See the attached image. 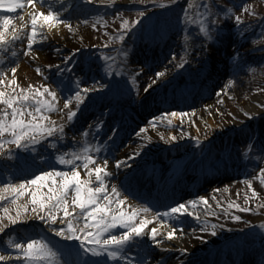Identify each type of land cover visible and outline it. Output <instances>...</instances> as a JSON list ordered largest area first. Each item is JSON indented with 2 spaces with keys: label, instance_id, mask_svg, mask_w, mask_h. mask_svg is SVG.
Instances as JSON below:
<instances>
[{
  "label": "rangeland",
  "instance_id": "1",
  "mask_svg": "<svg viewBox=\"0 0 264 264\" xmlns=\"http://www.w3.org/2000/svg\"><path fill=\"white\" fill-rule=\"evenodd\" d=\"M99 1L77 0L75 5L78 6V10L69 12L70 14L63 18L66 25H71V29L67 30L64 39L69 42H66L69 46L67 45L64 50L69 51L71 55L76 49H80L72 62L73 64L76 58L79 57L80 61L84 59L90 60L91 67L96 69V64L102 61L105 55L113 57L107 68H104L106 63H100L101 69L96 72L100 75L98 81H96V85L104 84L109 87L89 93L88 98L85 99L80 109L85 103L92 100V95H96L97 101L107 98L106 96L111 91L116 96L126 97L128 101L126 106L132 111L131 118L134 119L141 115L136 114V111L145 110L138 107L137 104L140 100L145 101L144 106L146 108L152 105V108L157 110L159 106L156 105L154 108V103L158 97L163 96L169 90L171 96L178 95L183 99V101L178 102H183L184 104L186 101V104L180 108L170 109L168 112H185L187 115L183 118L176 116L157 120L155 121L156 127H153L149 123L152 118L149 115H145L143 117L144 121L138 127L146 128L147 131L141 133V136L139 135L132 139L130 143L133 145L132 147L127 145V140H124L122 143L118 142L122 133V125L115 116L109 117L105 125L107 127L106 131H103V128L97 127L102 122L101 116L96 119L94 118L87 134L81 136L74 146L66 145L57 136L46 137L34 144H29L25 148H17L15 145H10L11 156L7 154V150L0 153V183L18 182L19 180H15V177L10 181H3L9 177L5 173L9 167L11 168L12 164L19 163L23 165L27 160L38 163L35 164L37 168L42 167L36 171V174L40 171H48L53 167L59 171L70 170V166L64 167V165L59 164L55 157L60 153H79L80 149L87 145L100 149L99 152L94 153L99 157L96 162L103 164L104 159H107V168L109 170V163L112 162L109 159L112 154L111 156L109 153L106 155V151L109 146L111 149L113 142L116 150H125L127 148V151H139L149 156L151 160L154 158L149 162V166L147 165L146 169L142 168L141 174H145L149 170L148 167L157 165L165 167L168 165V167L171 166L174 176H178L184 171H188L189 174L193 175H202L203 185L206 184L204 181L210 175L211 177L216 175L225 176L219 179L210 177L211 183H216L215 189L219 191H214L215 189H213L212 192L215 195L209 196V206L211 209H208L210 214L205 217L204 221L205 225H217L219 226L217 229H221L222 231L226 228L227 230L225 232L217 230L216 235H212L208 231L206 248L200 250L198 255L202 257L203 264H208L212 259L218 260L224 256L232 257L234 260L245 256L241 246L238 244L239 240H235L237 238L235 233L241 230V227H224L216 220L218 218L226 219V217L218 214L220 211L228 214L234 213L233 210L228 208L230 203L233 205L236 203L240 205L241 203L243 205L250 204L251 206L259 203L262 206L261 208L264 207V181L259 176V168L264 167V152L258 150L264 144V106H262L264 105V0H243V3H241V0H213V11L216 10V6L224 9L226 6L232 4L237 5L232 16L240 14L244 20V25H236L234 18L225 21L221 16L219 17L222 25L220 31L215 32L214 29L211 40L195 35L197 32L196 26L188 25L189 35L195 37L190 41L185 40L183 32L185 25L178 22V17L181 15L182 8L186 3L190 2L193 5V10H195L201 3V0H179L177 4L168 7L169 10H172L173 15H170V12L164 22L163 28L168 36L163 43L156 41L157 31L151 35L147 32L146 27L155 26L156 18L154 16L162 12L164 8L154 7L152 3L142 4L140 0H114L115 6H113L112 0L107 1L104 5H96ZM49 4L54 6L52 8L59 12L68 9V6L62 4L59 0L48 2ZM245 4L248 7L247 12L241 10ZM27 6L28 4H23L21 8L25 7L26 9ZM19 8L11 11L6 10V8L0 9V15H9L11 18H14L15 14L22 11L20 10L19 12ZM138 10H144L148 15L142 18L139 25L134 26L131 31H128L130 35L128 37L125 35L124 42H121L119 36L124 32L122 21L124 19H128L129 22L134 21ZM110 13L111 15L108 17L102 15ZM175 13H179L177 19L174 17ZM151 17L153 18L151 19ZM81 18L88 20L89 23L78 21ZM86 24L89 25V28L86 27ZM26 25L30 26L29 23ZM10 28L11 24L9 25ZM140 28L146 31L139 32ZM17 30L26 33V27L23 29L18 27ZM26 40L27 37L21 38L19 36L18 39L0 47V65H3L0 70H3L4 66L11 67L17 63H21L27 71L31 72L26 78L18 81L24 88H27L29 84L38 87L44 83H48L50 87L55 88L57 77L62 76L65 78L67 76L68 78H72L71 75H74L75 71L61 72L60 69L55 67V65H60L57 63L64 64L61 66L64 67L66 60L56 61L54 59L45 63L42 57L37 56V53L43 50L42 46L37 47L33 44L32 50L25 55L23 49L27 47ZM157 43H162V45L167 44L168 47L158 50L159 44ZM237 53L239 56H237ZM173 54L175 55V59H173ZM197 54L204 55L209 66L213 67L217 65L218 73L214 74L211 78L214 80L212 86L216 88V91L213 94H209L205 99L201 98L199 104L189 105V98L204 95L199 91L198 86H202L208 81V78L201 79L199 77L200 70L196 69V65L199 63L195 65L192 60V56H196ZM185 57H187L189 63L184 68H180L179 64L184 61ZM152 58H158L156 69H153L154 64L145 65L147 60ZM160 59L163 60L160 61ZM50 64L53 65L51 69L48 67ZM37 67L40 68L39 73L36 71ZM68 67H71V64ZM143 67H146L147 70H145L146 72H144V69L142 70L144 78L140 81L142 75L141 73L138 74L136 70ZM253 68L256 70L252 71ZM164 69H167L166 77L160 78L150 89L148 86L151 84V80L155 79V72L163 71ZM100 79L105 80L101 81ZM196 79L199 80V83ZM5 87L7 86L5 85ZM146 88L149 90L145 92ZM129 91H132V94ZM218 91L219 95L217 94ZM139 93L145 94V97H134ZM68 94L67 88H64L63 91L57 88L58 98L54 101V104L63 111H50L47 113L56 124H64V135L71 131V122L67 121L68 109L64 107L63 103L64 98ZM71 95H74V92ZM251 103L259 109L254 119H248L250 115H245V113L249 112L247 105ZM76 104L77 102L72 100L69 107L75 108ZM3 108H5V105L0 104V109ZM196 110H201V116L204 117L206 126L197 127L194 124V119L200 116L193 113ZM153 114L155 117H160L161 111H158V113L154 112ZM169 119H171V123H169ZM236 124L237 126L234 131L230 132L226 129L227 126ZM95 132L96 145L94 140ZM222 132H225L224 136H222ZM214 133H218L219 137H214L216 135ZM173 134L177 135L179 139L171 141L170 138ZM198 136L202 142L200 144L196 142V137ZM148 137H151V139L149 140ZM164 141L171 143L170 148L161 153L151 151L153 143L156 144ZM250 143L255 145V148L252 150H249L247 147ZM58 145L65 147L62 149ZM212 170L215 171V174H212ZM133 175H136V173L133 172ZM92 179L95 183L94 174ZM23 180H28V178H24ZM247 180H252V186L259 195L253 197L252 191L246 182ZM108 182L106 185L108 191H111V187H109L111 184H116L120 192L128 198L127 200L132 201L135 199L126 192V184H122L121 182L115 183L113 177ZM44 184H51V181L45 180L28 186V192L16 196V203L25 204L31 210L33 205L28 199L31 188H40L43 192H47V187H43ZM3 190L0 189L1 195L4 197V199L0 200V209H7L12 215H15L16 205L13 204L12 200V196L15 194L7 192L8 190L2 194ZM137 201L139 205L146 207L155 208L157 206L156 203L148 205L147 202L141 199ZM258 208L260 209V207ZM202 210L204 208L201 204H198L195 211L200 212ZM212 213L216 214L213 215ZM21 214L26 218L18 221L16 224H11L3 213H0V220L7 225L4 231L0 232V250L10 247L8 244L9 240L12 242H26L27 238H43L45 240L51 236L55 237L52 239L58 238L51 231V228L38 218L36 212L29 211L27 213L22 212ZM28 215H32V217L28 218ZM250 217L249 221L253 224L264 223V211L257 212L252 210ZM28 223H32L31 228L25 230ZM53 223L56 226H60L59 217ZM43 225L46 227H43ZM121 228V226H117L110 231ZM17 229L19 231H16ZM19 233L23 234L20 238L19 236L21 235ZM261 233H263V230H260L259 234L254 235L255 238L252 237L249 241L253 242L256 238H260ZM60 238H62V242L63 240H67L59 237V241H61ZM262 241L258 242L248 253H257L264 257V240ZM68 244L75 247L79 244V241L68 240ZM55 249L62 253L59 247L56 248L55 246ZM172 263H175V261Z\"/></svg>",
  "mask_w": 264,
  "mask_h": 264
},
{
  "label": "snow or ice",
  "instance_id": "2",
  "mask_svg": "<svg viewBox=\"0 0 264 264\" xmlns=\"http://www.w3.org/2000/svg\"><path fill=\"white\" fill-rule=\"evenodd\" d=\"M89 2H92V0H89ZM106 2L107 0H100L102 4ZM140 2L142 4L152 3L154 7L168 8L171 5L177 4L179 0H140ZM36 3H40L41 8H36ZM112 3L115 6L114 0H112ZM241 3H243V0H241ZM23 4L31 5L35 9V11L29 12L30 27L26 33L27 47L23 49L24 54L27 55L32 50L37 35L42 33L45 26L51 30L57 24L63 23V20L58 10H54L51 5H46V0H0V9L7 8L14 10ZM44 7H47L48 10H42ZM213 7V0H201V3L195 10H193V5L190 2L185 4L181 15L178 17V22L185 25L183 32L186 41L195 38L193 35H189L188 25L196 26L197 32L195 35L202 36L208 40L213 38L214 29L215 32L220 31L222 25L219 17L221 16L225 21L234 18L236 25H244V20L240 14L232 16L237 5L232 4L226 6L224 9L216 6L215 11H213ZM241 10L247 12V5L245 4ZM147 15L146 11L138 10L134 21L129 22L128 19H124L122 27L125 31L119 36V40L123 42L127 32L131 31L134 26L139 25L142 18ZM11 20L12 18L9 15H0V47L18 39L20 35L24 34L18 32L16 26L9 29ZM66 26L71 29L70 24ZM19 28L23 29L24 24L22 23ZM79 51L80 49H76L71 55L66 57L64 67L60 65H55V67L60 69L61 72H73L77 65L72 62ZM38 55L39 53H37ZM125 55L127 54L125 53ZM237 56H239L238 53ZM103 59L109 61L113 57L105 55ZM173 59H175L174 54ZM188 63L189 61L185 57L184 61L179 64V67L184 68ZM69 64H71V67H68ZM48 67L51 69L53 65L50 64ZM255 70L254 68L252 69V71ZM10 71L13 75L8 78L5 75V71L0 70V86H7L0 89V104L5 105V108L0 109V153L7 150V154L11 156L10 145H15L17 148H25L29 144H34L46 137L57 136L58 138H63L64 124H56L47 115L50 111H63L54 104V101L58 98L57 89L50 87L48 83H44L38 87L29 84L27 88H24L17 81V77L14 74L17 69L14 65ZM36 71L39 73L40 68L37 67ZM154 75L155 79L151 80L149 88L156 84L160 78L166 77L167 69L156 71ZM59 83L63 85V88L68 89L69 94L64 98L63 103L64 107L68 109L67 121L69 122L77 117L80 106L88 98L89 93L109 87L104 84L97 86L95 82L92 85H87L84 82V78L79 75L75 76V79L70 77L67 82L61 79ZM63 88L61 91H63ZM147 90L146 88L145 91ZM73 92L74 95H71ZM217 94L219 95V91ZM72 100L77 102L75 108L69 107ZM186 115L187 113L185 112H165L160 117L154 116L149 123L153 127H156L155 121L157 120L176 116L183 118ZM245 115H250V113H245ZM169 123H171V119H169ZM97 127L102 128L103 124L100 123ZM146 131V128H141L136 134L139 136ZM87 132L88 129H84L85 135ZM148 139L150 140L151 137H148ZM170 139L171 141H176L179 137L173 134ZM196 142L197 144L202 143L199 136L196 137ZM247 147L249 150H252L255 148V145L250 143ZM258 150L264 152V144ZM99 151L98 147L94 148L91 145H87L82 147L79 153H60L55 157L56 160L61 165L70 166V170L59 171L53 167L48 171L38 172L31 179H21L16 184L6 183L0 185L4 190L15 194L12 196L13 204L16 205L15 215H12L7 209H0V213H3L11 224H16L18 221L26 218L21 214L22 212L34 211L38 214V218L43 220L58 237H63L74 242L79 241V244L75 247L68 246L67 257L61 260L60 258L64 254L57 251L55 246L51 244V241L43 238H27L26 242H12L9 240L8 244L10 247L0 250V262H3V264H107V261L81 260L80 257L83 253L85 255L91 254L92 257H101L106 254L107 260L113 262L117 259H123L125 264H141V260L133 261L129 256H125L123 249L128 247L130 242L134 241L136 237H140L143 234L142 230L145 228V224L148 220L156 218L155 214L148 218L145 216L137 217V208L133 207L131 212L125 210L129 207L127 204L128 198L120 192L116 184H112L111 191H108L106 186L107 177L111 173L107 168V159H104L103 164L96 163L99 157L94 153ZM94 163L95 166H91ZM78 166L86 169L84 178L81 177ZM115 166L128 167L127 160L117 159L115 160ZM93 174L95 175V183L92 179ZM259 176L264 181V167L259 168ZM45 180L51 181V184L43 185V187H47V192H43L40 188H31L28 197L33 205L31 210L25 204L16 203V196L28 192V186ZM246 182L252 191L253 197L259 195L252 186V180H247ZM214 191L219 190L215 189ZM2 199L4 197L0 195V200ZM201 202L207 206L209 199L205 196H200L198 199L175 203L163 213V216L165 218H178L182 215L191 214L201 223H205L203 218L195 211ZM232 207L240 208V205L234 204ZM139 210L148 211L147 208L143 207ZM243 211L251 212L252 209L249 207L243 209ZM212 214L215 215L216 213ZM58 217L60 219V226H56L53 223ZM231 218L236 221L242 219L239 215H234ZM137 219L139 220L138 223L136 222ZM160 223H167V219L161 220ZM117 226H121L126 230L119 232L118 235L113 234L110 230ZM6 227L7 225L0 220V232H3ZM218 227L217 225L209 226L206 224L205 227L200 228V231H210L212 235H216ZM261 227H264V225H261ZM148 234L154 244H163L162 240L157 239L160 235L157 228H151ZM177 234H183L182 225L179 227V230L176 227H172L167 232V239L172 240ZM200 238L204 239V237ZM183 251L187 252L188 250L185 248ZM73 256L75 259L71 258ZM144 264H146V261Z\"/></svg>",
  "mask_w": 264,
  "mask_h": 264
},
{
  "label": "bare ground",
  "instance_id": "3",
  "mask_svg": "<svg viewBox=\"0 0 264 264\" xmlns=\"http://www.w3.org/2000/svg\"><path fill=\"white\" fill-rule=\"evenodd\" d=\"M52 1L54 2L55 0H46V5H48V2L50 3ZM59 1H61L62 4H63V2H66L64 4H66L68 6L67 11L60 12L62 20H63V17L69 13V10L71 12V11H73V9L76 10L78 8V6L75 5L77 0H59ZM107 1H109V0H107ZM98 4H102V3H100V1H99L98 3H96V5H98ZM49 5H51V4H49ZM52 7H54V6H52ZM36 8H41L40 3H36ZM85 8H86V6H85ZM6 10L11 11L7 8H6ZM20 10H22L23 12L22 11L20 12ZM42 10L47 11L48 8L44 7ZM86 10H87V8H86ZM30 11H35V9H33L31 5H28L26 9H25V7L23 9L20 7L19 8L20 13L15 14L13 16L14 18H12V20H11V27L16 26V28H18L23 23L24 27H26V33H27V30L30 26H28L26 24L29 23V21H30V17H29ZM84 12H86V11H84ZM78 21H83L84 23H89V21L84 20V18L83 19L81 18ZM85 21H87V22H85ZM86 27L89 28V25L86 24ZM86 27H84V28H86ZM68 29H69V27L66 26V22L63 21V23L57 24L51 30H49L45 26L42 33L40 35H37V37L34 41V45L37 47L42 46L41 48L43 50L39 51L38 56L42 57V59L45 63H48L49 61H52L54 59L56 61L66 59V57L70 55L69 51L64 50V49H66V47L69 43L68 41L64 40L66 37V32ZM26 33H24L23 35H20L21 38L27 37ZM66 42H68V43H66ZM59 47H62V48H59ZM13 56H14V54H13ZM205 59H206L205 56L200 55V54H197L196 56H192V60L194 61V64L196 65L199 63L198 65H196V69L200 70L199 77H202V75L206 74L207 72H208V76H209L208 81L204 85H202L203 87H202V89H200V91L203 93H208V92L212 93L214 90L209 86V85H212L210 80L214 76V74L218 73V69H217V65H214L213 67L209 66ZM162 60L163 59H160V61H162ZM35 64H34V68H35ZM14 66L17 69V71L14 73L15 76L17 77V81L22 80L23 78H26L28 75L31 74V72L27 71L21 63H17ZM1 67H3V65H0V68ZM11 67L4 66V68H3V70L5 71V75L8 78H10L11 75H13V73H11V71H10ZM84 79L93 80L94 76L89 74V75H86ZM230 80H232V79H230ZM2 88H5V86L0 87V89H2ZM195 88H197V87H195ZM165 101H166V97L161 98V103H165ZM195 102H197V101H195ZM181 103L183 104V102H181ZM208 103L211 104L209 101H208ZM247 106H248L247 109L249 111L248 113H250V116H248V119H250V118L254 119L256 114L259 112V109L253 103L248 104ZM162 113H164V112H162ZM193 113L195 115H200L194 119V124L197 127L206 126V121H204V117L201 116V110H196ZM206 118H207V116H206ZM236 126H237V124L236 125H229L226 127V129L228 131L232 132L236 129ZM214 134H216V133H214ZM224 135H225V132L223 133L222 136H224ZM214 137L218 138L219 137L218 133L216 135H214ZM170 144L171 143H168L165 141L159 142L156 144L153 143L151 146V151H153V152L156 151L159 153L164 152L166 149L170 148ZM124 152H126V151H123L122 154H124ZM122 154L119 153L118 155H116V157L113 160H111L112 162L109 163L110 166H114L112 168V171L114 173V176H116L117 178H121V175L119 174L118 171L120 168H123L125 166L116 167L115 166V160H117V159L125 160L126 159L127 163H128V161H132V160H130L132 158L131 154H128L126 156H124ZM145 157L143 156L142 158H145ZM133 159L139 160V156L135 154V158H133ZM144 161H146V160H143V162ZM96 163H100V162H96ZM127 165L131 170L133 169L132 163L127 164ZM91 166L94 167L95 165L93 164ZM78 171L80 172L81 177L84 178L85 173H86V169L78 166ZM5 180L6 181L12 180V176H9L7 179H4L3 181H5ZM11 183L16 184L18 182L16 181V182H11ZM3 184L4 183H0V185H3ZM111 185L109 187H111ZM215 186L216 185H214V186L212 185L211 187L208 186L206 188L209 189V187H210V189L212 191V189H214ZM166 187L167 188L165 190L160 191V193H159L160 196L156 200L157 206L153 210H150L149 208H147L148 211H141V210H139L142 207L141 205H139L138 203H136L133 200L132 201L127 200V204L129 205V207H127L125 209L126 211L131 212L132 208L135 207L138 209L137 210V217L145 216L146 218H148V217L153 216V214H155L156 218L148 220V222L145 224V228L142 230L143 234L140 237H136L134 239V241L130 242V245L128 247H126L125 249H123V252L127 251L128 253L125 256H129L133 261L140 260L142 257L141 264H144L145 261H146V264H199L200 263V261H199L200 256L198 255V253L200 250L206 248V241L208 238V234L206 232L200 231V228H202L203 223H201L199 220L196 219V217L192 216L191 214L182 215V216H179L178 218H174V217L165 218L163 216V213L165 211H167V209H168V208H165L167 205V200L165 199V197H167V195L169 193V191H168L169 187L168 186H166ZM0 189H3V188L0 187ZM5 191L6 190H3L2 194ZM7 192H10V191H7ZM0 195H1V192H0ZM214 195H215L214 192H209V193L208 192H202L199 196H205V197L209 198V196L212 197ZM193 199H195V197L193 195H190L186 198L185 202H187L189 200H193ZM199 204H201V206L204 208V210L197 212V213L204 220L205 217L209 215L208 209L209 208L211 209V207L209 206V204L207 206L203 205L202 202ZM143 208H146V207H143ZM27 217L30 218V217H32V215H28ZM163 219H167V223H160V221ZM136 222L138 223L139 220L137 219ZM31 225H32V223H28L25 230H28V228L30 229ZM181 225L183 226V234L182 235L177 234L176 236H174V238L172 240H168L167 239V232L170 231L172 229V227H176L179 230V227ZM81 226H83V225H81ZM43 227H46V226L43 225ZM153 227L158 229L160 235L157 237V239H160L163 241L162 245L154 244L151 237L149 236L148 233L151 230V228H153ZM25 230H22V231H25ZM125 230L126 229L121 228V229H118V230H115L112 232H113V234L118 235L119 232L125 231ZM16 231H19V229H17ZM20 233H19V235H21V236H19V238L22 237V235H23ZM0 235H1V233H0ZM200 237H204V239H201ZM65 241H68V240H65ZM185 248L188 250L187 252L183 251ZM143 254H144V256H143ZM80 258H81V260L83 258L85 259V254L82 253ZM97 260H99L101 262L107 261V264H125V261L123 259H117L115 262H113L111 260H107V257H105V256L96 257V261ZM173 261H175V263H172ZM0 263L3 264V262H0Z\"/></svg>",
  "mask_w": 264,
  "mask_h": 264
}]
</instances>
